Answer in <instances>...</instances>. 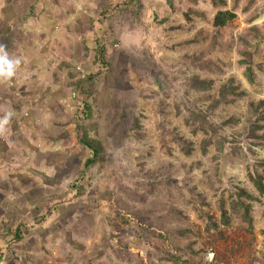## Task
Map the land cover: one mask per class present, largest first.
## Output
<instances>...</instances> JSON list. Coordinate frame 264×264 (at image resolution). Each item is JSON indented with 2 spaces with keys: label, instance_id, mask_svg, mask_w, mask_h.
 Returning a JSON list of instances; mask_svg holds the SVG:
<instances>
[{
  "label": "rangeland",
  "instance_id": "rangeland-1",
  "mask_svg": "<svg viewBox=\"0 0 264 264\" xmlns=\"http://www.w3.org/2000/svg\"><path fill=\"white\" fill-rule=\"evenodd\" d=\"M126 1L0 0V264H264V0Z\"/></svg>",
  "mask_w": 264,
  "mask_h": 264
},
{
  "label": "trees",
  "instance_id": "trees-1",
  "mask_svg": "<svg viewBox=\"0 0 264 264\" xmlns=\"http://www.w3.org/2000/svg\"><path fill=\"white\" fill-rule=\"evenodd\" d=\"M40 0H37V2ZM221 4H225V2L223 0H218ZM138 4V0H127L126 2H122V4L119 5V7L121 9H125V10H129L131 7L137 6ZM118 7V6H117ZM27 18V17H26ZM25 18V19H26ZM237 18V15L229 10H225V11H219L215 17V27H226L230 22L234 21ZM103 50L101 52H99L96 56V62L97 64H101L104 67L107 66V62H106V58H105V52H104V48H102ZM250 82H253V79H250ZM82 83V82H81ZM80 83V84H81ZM78 83L73 84L76 88V90H79V93H82L83 88L79 85ZM254 105V107H256L257 110H262L264 112V100L260 101L258 104H252ZM89 106L87 104H85V106H83V111L86 112V110H88ZM263 120H264V115H263ZM255 129H261V127H257L255 126ZM79 143L85 147V148H89L92 153H93V158L88 159V161L86 162V164L84 165L85 167H90L95 165L98 162V159H100L101 154L103 153V147L101 145V143H99L96 140H91L90 138H88L85 133L83 135H81V137L79 138ZM204 152H206V147H204ZM251 182L254 184V186L257 188V190L259 191L261 196H264V177H253L251 176ZM245 196L247 198H249L250 200H255L257 201L255 198H253L252 196L248 195L245 193ZM245 207L244 210V216L250 221V224H252V218L250 216V210L252 209V207L250 205H243ZM223 215H226V211L223 212ZM44 221V218L43 220ZM24 232L28 233L30 232L29 229L27 227H24ZM21 228H18L15 232L16 238L18 240H22V238L24 237V232Z\"/></svg>",
  "mask_w": 264,
  "mask_h": 264
},
{
  "label": "clouds",
  "instance_id": "clouds-1",
  "mask_svg": "<svg viewBox=\"0 0 264 264\" xmlns=\"http://www.w3.org/2000/svg\"><path fill=\"white\" fill-rule=\"evenodd\" d=\"M259 23V21L257 22ZM19 59H10L7 52L4 51V46L0 45V79L5 81L9 80L12 76L15 75V70L19 66ZM9 113L8 116H5L3 119H0V132L4 130V126L9 122ZM211 253L209 256L211 257Z\"/></svg>",
  "mask_w": 264,
  "mask_h": 264
}]
</instances>
